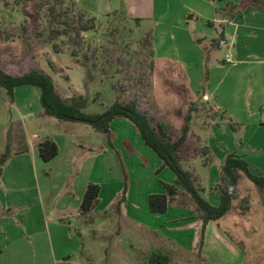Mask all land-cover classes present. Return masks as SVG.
<instances>
[{"label":"rangeland","instance_id":"1","mask_svg":"<svg viewBox=\"0 0 264 264\" xmlns=\"http://www.w3.org/2000/svg\"><path fill=\"white\" fill-rule=\"evenodd\" d=\"M154 1L160 16L138 25L121 14L94 18L72 0H0V40H17L33 58L38 56L64 100L86 112H103L116 100L132 103L152 119L156 128L162 126L171 140L179 137L189 113V132L178 150L180 162L191 173L201 197L217 205L218 198L209 193L220 185L232 189L217 166L232 150L244 152L251 173L264 174V132L257 136L248 129L245 137L238 130L233 132L236 125L223 114L219 103L222 96L227 98L226 87L233 72L229 67L236 60L234 43L243 45L244 28L235 32L233 41L221 42L219 23L193 19L185 23L181 19L188 12L186 0ZM204 2L210 6L212 1ZM244 2L238 0V13L242 14ZM83 25L92 28L80 30ZM226 55L233 62H227ZM26 87L20 86L11 99L0 86L2 98L7 100L4 105L0 99V116L12 120V128L19 123L18 113L28 106L34 111L41 109L39 90L33 87L30 93L19 92ZM39 119L41 140L46 133L49 138L59 135L62 158H72L73 174L66 187L55 193L63 198L65 192H74L72 180L80 171L82 180L100 186L96 212L79 218L72 209L60 213L71 226L65 246L74 255L67 264H145L154 250L149 246L155 241L153 229L164 231L170 227H164L168 216L148 211L147 197L162 192V183H171L173 172L160 168L161 160L143 144L126 118L112 121L110 139L85 122L59 121L45 114ZM56 123L68 124V131L60 134ZM35 129L26 130L23 143ZM65 138L68 143L63 141ZM235 175L242 193L253 194L257 200L264 196L261 187L240 169ZM122 196L125 201L118 208ZM175 197L173 211L191 213L197 209L186 192ZM178 203L185 205H174ZM245 205L233 195L221 223L235 219ZM261 206L258 200L251 210L258 214ZM120 210L122 218L116 214ZM255 216L253 219H257ZM263 227L260 221L255 233L245 228L235 237L246 260L251 257L257 264H264ZM79 232L83 233L81 237Z\"/></svg>","mask_w":264,"mask_h":264},{"label":"crops","instance_id":"2","mask_svg":"<svg viewBox=\"0 0 264 264\" xmlns=\"http://www.w3.org/2000/svg\"><path fill=\"white\" fill-rule=\"evenodd\" d=\"M186 1L188 3L185 2V9L188 12L182 14L181 19L185 23L187 19L205 20L207 24L219 23L222 28L221 42L227 39L233 41L235 32L241 27L244 28L243 45L234 43L236 60L229 67L233 72L230 73L226 87L227 98L225 100L222 96L219 103L224 109L223 114L236 125L233 132L238 130L243 134L241 137H245L244 132L249 129L259 136L264 132V0H244L242 14L238 13L240 9L238 0H208L212 1V6H207L205 0ZM72 2L80 10L98 19L121 14L128 22H137L140 25L144 21L153 20L157 15L160 16L154 0H72ZM239 38L238 33L235 40L238 41ZM0 68L13 76L32 69H39L50 75V71L44 67L40 58L36 55L33 58L30 50H24L17 40H0ZM53 83L56 92L63 98L56 88V81L53 80ZM19 88L14 89V95L21 90ZM26 88L19 92H32L33 87ZM0 99L7 105L2 93ZM43 114L42 107L34 111L28 106L23 112L18 113L19 123H16V128H12V120L0 116V155L5 152L7 143L10 144L12 151L0 173V264H67L74 255L70 254L65 246L69 240L68 231H71L70 222L61 217L60 213L72 209L78 218L82 216L79 205L88 180L81 179L80 171L77 174L79 176L76 175L77 177L72 180L75 197L73 191L65 192L63 198L55 193L66 187L68 179L73 174L72 158H62L59 135L58 138L56 136L52 138L58 146V154L48 161L40 157L36 145L41 141L39 131H42V123L39 117ZM56 124L60 134L69 129L68 124ZM32 126L37 130H32L29 140L25 139L23 143V138L27 137L26 130L33 128ZM135 134L137 136V133ZM46 136L50 134H44V137ZM63 141L69 142L66 138ZM137 142L140 144L139 140ZM207 151L209 152L208 148ZM231 154L244 160V152L232 150L217 164L221 171L226 157ZM247 165L249 169V164ZM44 170L49 172H43ZM257 176L262 177L264 174ZM174 179L175 176L171 183ZM231 188L228 190L234 197L246 203L244 210L239 208L235 219L228 222L221 223L225 215L217 220L208 221L201 247H199L201 213L197 209L191 213L173 211L172 201L177 200L174 196L166 212L161 214L163 217L168 216L164 227L168 224L170 227L164 231L153 229L155 241L149 245H152L151 249L166 253L169 257L168 264H257L253 263L251 257L246 260L245 252L236 245L235 237L244 232L245 228H250L255 233V226L260 221L264 226V196L258 199L262 209L257 214L251 210L252 204L258 201L253 194L251 196L238 190L236 181L231 184ZM261 189L264 191V187ZM179 192L183 190L180 189ZM209 194L220 200L218 187ZM92 211L96 212V209ZM116 214L121 218L124 215L121 210ZM255 215L257 219H253ZM82 234L79 232L80 237Z\"/></svg>","mask_w":264,"mask_h":264},{"label":"trees","instance_id":"3","mask_svg":"<svg viewBox=\"0 0 264 264\" xmlns=\"http://www.w3.org/2000/svg\"><path fill=\"white\" fill-rule=\"evenodd\" d=\"M92 27L83 25L80 30H90ZM0 86L12 99L14 89L20 86L35 87L39 90V103L45 115L59 121H80L91 125L99 134L106 135L110 139V125L116 117L129 120L137 130L143 144L150 148L161 160L162 167L169 168L174 176L173 183H162L163 190L159 193H150L147 197L148 211L153 214L166 212L170 200L182 189L193 199L197 210L201 213L202 224L200 228L199 247L203 242L205 226L210 220H217L224 216L230 209L233 194L225 185L218 186L219 203L214 206L203 199L194 185L191 173L185 170L180 162L178 150L181 148L189 132L188 121L190 114L184 117V125L176 140H171L162 126L157 128L152 119L145 113L139 112L132 103L114 101L103 112L90 113L82 110L72 102L61 98L55 90L52 78L39 69H32L21 75H9L0 68ZM191 109V108H190ZM110 141V140H109ZM40 157L48 161L58 154V146L52 138L45 137L36 145ZM12 154L10 144L7 143L5 152L0 155V173L6 161ZM240 169L246 177L259 187H264V176H257L250 172L247 163L234 155H228L222 166L223 178H227L232 184L236 181L235 170ZM100 186L94 182H88L79 205V212L85 215L95 208L99 201ZM125 201L124 196L118 200L117 207ZM169 257L160 250H153L147 256L145 264H168Z\"/></svg>","mask_w":264,"mask_h":264},{"label":"built area","instance_id":"4","mask_svg":"<svg viewBox=\"0 0 264 264\" xmlns=\"http://www.w3.org/2000/svg\"><path fill=\"white\" fill-rule=\"evenodd\" d=\"M225 60L227 62H233L232 59H231V57L229 55H226Z\"/></svg>","mask_w":264,"mask_h":264}]
</instances>
